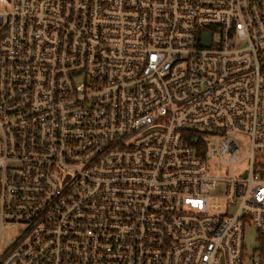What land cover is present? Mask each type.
Listing matches in <instances>:
<instances>
[{
  "label": "built area",
  "instance_id": "built-area-1",
  "mask_svg": "<svg viewBox=\"0 0 264 264\" xmlns=\"http://www.w3.org/2000/svg\"><path fill=\"white\" fill-rule=\"evenodd\" d=\"M0 33V264H264V0H0Z\"/></svg>",
  "mask_w": 264,
  "mask_h": 264
},
{
  "label": "rangeland",
  "instance_id": "rangeland-1",
  "mask_svg": "<svg viewBox=\"0 0 264 264\" xmlns=\"http://www.w3.org/2000/svg\"><path fill=\"white\" fill-rule=\"evenodd\" d=\"M233 140L236 142L238 146L237 156L243 157V160L240 162L239 166L240 168L246 167L248 164V155L251 152L250 146H251V138L247 135H240V134H232ZM220 142V138H218L215 143L218 145ZM19 228H9L7 231V237L11 238L14 236ZM257 238L256 231L254 229V226L252 224H247L245 226V244L247 245V251L249 254L252 253L253 244L255 243V240Z\"/></svg>",
  "mask_w": 264,
  "mask_h": 264
},
{
  "label": "trees",
  "instance_id": "trees-1",
  "mask_svg": "<svg viewBox=\"0 0 264 264\" xmlns=\"http://www.w3.org/2000/svg\"><path fill=\"white\" fill-rule=\"evenodd\" d=\"M0 40H1V33H0Z\"/></svg>",
  "mask_w": 264,
  "mask_h": 264
},
{
  "label": "water",
  "instance_id": "water-1",
  "mask_svg": "<svg viewBox=\"0 0 264 264\" xmlns=\"http://www.w3.org/2000/svg\"><path fill=\"white\" fill-rule=\"evenodd\" d=\"M256 247H258V244H256Z\"/></svg>",
  "mask_w": 264,
  "mask_h": 264
}]
</instances>
